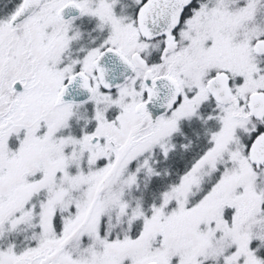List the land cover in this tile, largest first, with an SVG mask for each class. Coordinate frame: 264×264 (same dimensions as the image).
Returning <instances> with one entry per match:
<instances>
[{
    "label": "snow or ice",
    "instance_id": "snow-or-ice-1",
    "mask_svg": "<svg viewBox=\"0 0 264 264\" xmlns=\"http://www.w3.org/2000/svg\"><path fill=\"white\" fill-rule=\"evenodd\" d=\"M0 264H264V0H0Z\"/></svg>",
    "mask_w": 264,
    "mask_h": 264
}]
</instances>
